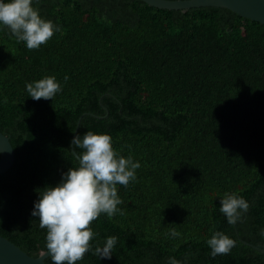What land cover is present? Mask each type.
I'll use <instances>...</instances> for the list:
<instances>
[{"label":"trees","instance_id":"1","mask_svg":"<svg viewBox=\"0 0 264 264\" xmlns=\"http://www.w3.org/2000/svg\"><path fill=\"white\" fill-rule=\"evenodd\" d=\"M33 7L59 26L46 43L28 49L0 31V131L15 152L0 174V236L34 257L46 251L33 201L77 166L73 136L92 131L140 167L117 185L119 210L90 225L93 248L118 237L111 259L90 250L76 264H264V23L142 0ZM45 76L62 90L28 97L26 83ZM225 193L249 205L234 225L219 211ZM214 231L234 240L229 253L209 254Z\"/></svg>","mask_w":264,"mask_h":264},{"label":"clouds","instance_id":"2","mask_svg":"<svg viewBox=\"0 0 264 264\" xmlns=\"http://www.w3.org/2000/svg\"><path fill=\"white\" fill-rule=\"evenodd\" d=\"M33 3L34 0H0V31L6 30L28 49L39 48L59 31V26L43 18ZM67 79L65 75L64 80ZM25 88L33 100H52L62 90L54 76L26 83ZM71 150L77 166L68 167L55 184L37 191L31 216L46 230L45 248L52 264H76L90 250L99 259H111L118 237L108 236L93 248L91 242L98 233L90 225L101 214L111 218L119 210L117 206L122 201L117 185L127 187L135 180L140 163L130 155L124 157L117 153L107 133L76 134L71 140ZM248 207V202L236 193L219 197V211L230 225L236 224ZM167 235L175 238L181 234L173 228ZM205 243L212 257L229 253L235 244L220 231H214ZM168 264L181 262L169 257Z\"/></svg>","mask_w":264,"mask_h":264},{"label":"water","instance_id":"3","mask_svg":"<svg viewBox=\"0 0 264 264\" xmlns=\"http://www.w3.org/2000/svg\"><path fill=\"white\" fill-rule=\"evenodd\" d=\"M156 8L186 10L192 7L218 6L228 8L253 21L264 23V0H142ZM79 121L76 125V130ZM75 130V132H76ZM15 152L9 137L0 131V174L14 162ZM47 250L34 257L18 245L0 236V264H46Z\"/></svg>","mask_w":264,"mask_h":264}]
</instances>
